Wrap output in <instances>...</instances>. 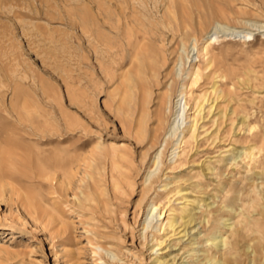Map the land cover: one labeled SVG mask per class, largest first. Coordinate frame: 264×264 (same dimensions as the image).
<instances>
[{
    "label": "rangeland",
    "instance_id": "obj_1",
    "mask_svg": "<svg viewBox=\"0 0 264 264\" xmlns=\"http://www.w3.org/2000/svg\"><path fill=\"white\" fill-rule=\"evenodd\" d=\"M174 1L178 12L193 3ZM119 3L127 6L125 21ZM212 4L214 9L233 6L232 11L227 10L232 19L217 16L213 21L241 32L216 30V40L207 49L210 65L199 50L194 53L193 61L186 67L198 64L199 79L187 87L186 99L192 105L197 96L200 100L209 98L210 102L216 97L212 93L214 87L221 96L213 112L209 113L206 106L204 119L199 121L202 128L197 143L184 144L175 163L163 171L160 185L165 184V190L156 187L149 200H159L162 206L166 194L171 196L178 189L185 192L196 218L194 228H198H193L192 233L194 240L200 242L198 250L215 252L208 235L221 227L225 218L229 217L232 223L250 222L253 230L256 225L261 226L264 234V214L256 211L264 203V27L244 28L236 24L238 19L264 26V0H212ZM171 9L169 0H0V181L4 183L0 189V264H102L99 262L103 259L100 261L95 254L96 244L117 253L125 264H151L148 247L153 242L142 246L139 230L144 215L142 208L136 206L147 170L139 162L145 145L132 134L139 104L135 103L132 119L125 114L129 100L119 81L129 64L127 61L120 68L117 62L125 36L144 32L157 51L164 54L162 71H167L173 58L170 52L177 47L174 41L180 36L167 26L169 18L164 11ZM248 31L252 35L246 40L243 35ZM195 38L199 49L206 35L196 34ZM152 90L150 111L154 113L161 88L153 86ZM153 119L148 124H154ZM31 124L42 126L43 131L53 128L52 132H43L45 136L49 134L52 142L37 143L39 136ZM98 140L108 156L113 146H124L120 152L126 157L118 161L129 175V180L124 181L131 183L126 194L112 199L113 214H104L99 206L93 215L95 229L115 239L96 240L89 232L93 228L89 214L73 210L71 200L79 193L83 168L59 203L66 230L56 233L54 224L44 228L43 222L26 211L32 210L33 205L25 196L34 197L31 204L38 198L36 184L27 176H33L34 167L19 159L13 161L12 157L22 159L29 151L35 155L36 149L79 146L68 156L61 153V158L72 159L88 153ZM243 151H251L252 155H244ZM11 162L15 168L9 166ZM23 167L31 168V173L26 174L27 169L23 173ZM206 202L211 203V208ZM222 229L228 235L232 228ZM187 242L184 238L178 244L176 237L170 238L173 246L169 257L175 256L181 262L185 256L183 261L188 264L202 258L203 251L190 250ZM242 249L251 251L248 243ZM189 251L193 252L192 259L188 258ZM134 257L142 261L137 263Z\"/></svg>",
    "mask_w": 264,
    "mask_h": 264
},
{
    "label": "bare ground",
    "instance_id": "obj_2",
    "mask_svg": "<svg viewBox=\"0 0 264 264\" xmlns=\"http://www.w3.org/2000/svg\"><path fill=\"white\" fill-rule=\"evenodd\" d=\"M129 1L131 2L133 0ZM191 2L193 3L190 7L186 6L187 8L184 10L180 9L178 12V10H175V1L169 0L173 9L164 11L169 18L167 25L169 30L172 32L178 31L180 33L179 39L174 41L177 47L170 52L173 55L171 66L164 73L162 71L165 65V63H163V61H165L164 54H161L159 50L157 51V48L153 45L152 39L146 33L132 32L125 36V43L120 44L121 51L118 56V67H124L127 61V64H129L121 73V79L119 81V83L124 85L128 95L126 97L128 99L126 100H129L127 103L128 111H126L127 113L125 114L130 118L133 117L135 113V103L138 101L137 124L133 123L132 134L136 136L138 142L145 145V148L139 154V162L141 165L147 167L143 179L141 180L139 198L136 202V206L138 205L142 208V215H144V219L140 223L141 228L139 230V237L143 240L142 246L147 245L149 242H153L148 247V250H150L149 259L151 260V264L189 263V261H183L185 256L182 258L181 262L176 261L175 256L169 257L170 249L173 246V244H170V238L173 237L177 238L178 244L186 238V240H188V246H191L190 250L203 251L201 254L202 258L200 259H192L193 252L189 251L190 255L188 258L192 259V261H190L192 264H245L246 261L247 264H264V234L262 233L261 226L259 227L256 225V229L253 230L250 222H245L244 224L232 223L229 217L225 218L222 226L216 228L208 235L207 240L211 241L216 251L210 252L209 249L198 250L197 244L200 242L194 240V235L192 233L196 218L191 212L189 202L186 201V193L178 189L171 196L166 194V203L162 206L159 200L154 201L153 198L151 201L149 200V194L155 190L156 187H162L160 191L165 190L166 185H160L161 176L164 175L163 171L171 164L175 163L176 158L181 155L180 152L184 144L190 141L197 143L200 129L202 128L199 121L204 119L203 112L206 106L209 107V113L213 112L216 109L217 98L221 96L220 91H218L216 89L217 87L215 88L214 85L212 93L216 94V97L211 99L210 102L209 98L203 97V99L200 100V96H197L193 105L188 103L186 99L187 87H191L197 79H199V65L197 64V66L194 64L192 67L188 66L190 69L186 66L193 61V55L198 50V53L202 55L206 63H210L207 57V49L208 46L216 40L215 33L218 28L229 30V34L241 32L230 28L231 26H222L219 22L213 21L217 16L229 20L232 19V15L230 16V12L228 11H232L231 9L233 6L232 8H230L231 6H225L226 8L221 7L214 9L212 0H192ZM227 2L228 1H225V4ZM180 5L182 4L180 3ZM119 6L120 10L124 13L122 17L125 21L126 15L124 7L127 6H123L120 3ZM131 7H134V5L132 4ZM236 24H240L244 26V28L264 27L262 25L251 24L247 20L238 19L236 20ZM208 28L209 31H207ZM202 33L206 35V39L205 43L198 49L195 35ZM251 33L250 31L245 32L243 38L248 40L250 35H252ZM171 42L172 39L169 43ZM127 54L128 58H126ZM153 86H160L161 88V91L158 93V102H156L157 106L154 113L152 112L153 110L150 111ZM117 88L118 87H115V90ZM126 93L124 94L126 95ZM192 108L194 110L188 113ZM116 110H118V107H116ZM118 111L122 112L121 110ZM123 113L124 112H122V114ZM151 118H154V124H148ZM30 127L32 131L36 132L39 136L38 138L36 135L38 138L37 143L48 144L52 142V138L47 137L49 134L46 136L43 134L45 131L47 133L52 132V127H50L52 130L45 128L44 131L41 130L42 126L39 127L31 124ZM23 128L25 130V127ZM68 130L71 132L75 131L73 127H69ZM31 135H33V133ZM21 146L25 151L24 145L22 144ZM68 147L69 148H55L51 150H48V148L36 149L35 155H32L33 151H29L27 153L30 154L27 156L22 151L25 155L22 159L18 158L19 156L12 157L13 161H15V159L17 161L20 160L22 163L24 162V164L26 163L29 166L33 165L34 167L35 172L32 173L33 176H27L28 179L31 178V181L33 180V182H35L38 198L35 197V199H37L35 204H31L34 197L30 194L25 196L29 205H33L32 210L26 209L27 213L30 216L35 215L38 220L43 222L44 228L54 224L56 233L60 234V232H64L67 223L62 219V211L59 208V203H61V198H64V196L66 197L68 191H70L72 180L79 172V169L83 168L85 174L83 177L81 176L80 179L79 193L74 195V199L71 200L72 207L74 208L73 210L82 212V214H85L83 212L89 214L88 219L93 223V226L91 225L93 228L89 232L96 240L101 238L115 239V237L105 234V232H100V229H95L94 221L96 219L93 215L97 212L99 206H101L100 208L104 214H113L114 201L112 202V199L118 200L120 195L125 193L126 187L128 188L131 186L129 181H124L129 180V175L119 166L121 164H119L120 159L126 157V154L124 155L121 153L122 151L120 152V150L124 149V146H113L112 152L110 156H108L102 142L98 140L94 147L86 154H79L80 156L77 154V156H73L72 159V156L68 159L61 158L62 154H67L68 156V154L80 148L79 146H73L72 148L70 146ZM247 152L249 156L252 155L251 151H243L242 153L245 155ZM9 166L15 168L14 162L9 163ZM151 166L153 167L151 168ZM16 167L20 168L18 165H16ZM28 168L26 169L29 170V172L26 174L31 173V168ZM21 169L23 170L25 168L23 167ZM22 172L24 173V170ZM19 173H21V171ZM3 188L4 183L0 181V189ZM174 201H176V203H174ZM210 204V202L205 203L208 208H211ZM256 211L260 215H263L264 203L258 206ZM200 223H203L201 225L205 227L204 221ZM226 226L232 228L228 235H225L222 231V227ZM253 232H256L257 236L252 237L251 234ZM116 238L118 239L119 237ZM245 243H248L251 247L249 253L245 252L244 249L240 251V247ZM193 245L196 246L192 247ZM95 250V254L99 260L101 261L103 259L99 263L125 264V260L112 250H107L97 244ZM138 260L142 261L134 257L135 262ZM140 263L143 262H139V264Z\"/></svg>",
    "mask_w": 264,
    "mask_h": 264
}]
</instances>
